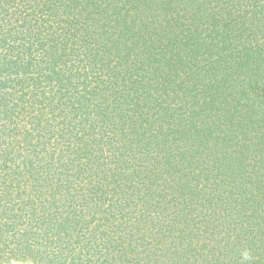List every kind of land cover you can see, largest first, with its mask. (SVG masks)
<instances>
[{
  "label": "trees",
  "instance_id": "obj_1",
  "mask_svg": "<svg viewBox=\"0 0 264 264\" xmlns=\"http://www.w3.org/2000/svg\"><path fill=\"white\" fill-rule=\"evenodd\" d=\"M0 264H264V0H0Z\"/></svg>",
  "mask_w": 264,
  "mask_h": 264
},
{
  "label": "clouds",
  "instance_id": "obj_2",
  "mask_svg": "<svg viewBox=\"0 0 264 264\" xmlns=\"http://www.w3.org/2000/svg\"><path fill=\"white\" fill-rule=\"evenodd\" d=\"M247 255H248V254L245 252V253H244V256H245L246 259H247Z\"/></svg>",
  "mask_w": 264,
  "mask_h": 264
}]
</instances>
